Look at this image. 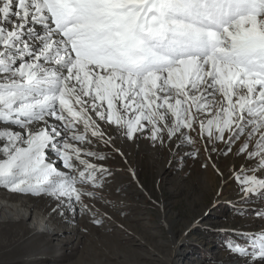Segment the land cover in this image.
<instances>
[{"label":"snow or ice","instance_id":"6c2138e0","mask_svg":"<svg viewBox=\"0 0 264 264\" xmlns=\"http://www.w3.org/2000/svg\"><path fill=\"white\" fill-rule=\"evenodd\" d=\"M101 123L179 147L198 127L264 170V0H0V185L58 208L97 197L83 185L109 170L84 157H107L78 145L114 144ZM234 179L264 199V177ZM251 243L228 247L264 264V232Z\"/></svg>","mask_w":264,"mask_h":264},{"label":"rangeland","instance_id":"374dc122","mask_svg":"<svg viewBox=\"0 0 264 264\" xmlns=\"http://www.w3.org/2000/svg\"><path fill=\"white\" fill-rule=\"evenodd\" d=\"M101 124L106 126L109 131L115 132L113 127L103 123ZM6 126V124H0V129H3ZM80 131H83L82 127L80 128ZM198 133V127L190 132V136L195 143L189 145L186 142L183 147L176 145L177 149L176 146L175 148L173 146L170 149V152L172 151L175 157H169L168 160L169 153L167 149H164L161 153L159 160L162 165L167 164L166 166L163 165V168L166 170L164 176H168L166 178L167 184H165V187L163 188L164 197L160 194L154 183V180L158 177H155V179L152 178L151 174L148 172L147 164H144L145 169L143 168L144 171L142 172L144 174H142L143 176H140V180L142 182L137 178L136 171L133 170L131 178H133L132 180L135 178L137 181H134L133 184L135 185L131 189L141 190L144 193L146 192L145 201L142 206H134L133 210L127 212V214L131 213V217H133L140 216V213L145 212V220L149 222L150 227H155L159 222H161V228L163 229L162 232H158V234L153 235L152 237L149 236V239L156 243L157 249L160 250H163L164 248L159 240L164 238L166 239V237L171 234L172 227L174 228V231H178V235H180L183 228H185L187 221H190V223L194 220L198 222L197 226L187 234V238L189 240H194L193 243H189L188 245H183L181 247L184 249L183 251H186L187 258L185 260L177 259L174 264H183V262H188V264H214V262L224 264L231 262L230 260L225 262L216 260L215 255L222 252L228 253L232 258H234V260L240 258L242 260V263L240 262V264H258L257 261H253L251 256L240 255L239 253L234 252L230 247H228V245L238 243L241 246L246 247L247 250L251 252L253 250L251 240L254 234L264 232V215H257V209H259L260 213H264V199H261L258 195H254L251 199L245 202L244 198L247 194L241 190L243 186L238 183L236 179H234L235 176L244 174L264 177V170L257 168L259 157L249 159L247 157V153H238L237 149L240 147V142L233 145L232 152L227 155H222L220 151L210 153L205 148L206 141L200 137ZM113 136L114 137H112V139L115 142L116 140L126 142V137L122 132H116V135ZM136 139L143 141L145 146L147 144L148 150L151 151V153L156 152L157 146L160 143L159 141L154 142L149 139L147 132L143 135L138 134V138L128 140L132 141ZM243 139L244 138L241 137V142ZM78 146H80V144ZM111 146L112 144L105 145V147L110 148ZM218 147L223 149L224 145L220 144ZM251 150L252 148L250 146L248 151ZM196 151H198V154L190 155V153ZM54 155H56L54 152L49 151V159L53 162L54 159L51 158V156ZM111 157L114 161H117V158L121 157V155L119 152L114 150ZM145 158L147 159L146 156L143 159ZM85 159H89L92 163H94L92 157H86ZM146 159L144 161H146ZM114 161L111 160L109 163L113 167H117ZM58 167L61 171H67V169L62 166L58 165ZM170 167L172 170L169 169ZM245 169H251L252 171L245 173ZM80 170H82V166L80 167ZM155 175L157 176V174ZM108 177L109 175H105V178ZM143 185L147 188V191L149 188L153 190L152 192L154 193L151 194L150 192L145 191ZM87 186L90 185H83V187ZM77 187H82V185L78 184ZM180 187H182L183 191L181 190V192H178L176 196L169 195L165 191L170 188L177 192L180 190ZM12 194L16 196L18 195V197L10 199L9 196H12ZM97 197H102L101 199L107 203L109 195L98 194ZM18 198H22L23 200L30 198V200L36 199L41 201L36 208L33 209V217H31V220L27 221L29 229H17L16 238L24 239L28 238L30 233H33V230L30 229V225H36L34 220L35 216L39 215L38 212H41L43 209L49 212L52 208L56 207V205L52 201L54 199L50 196L38 193H21L11 191L9 188L0 185V207L5 206L7 210L8 208L13 207L16 211L23 210L22 213L27 214L28 210L25 212L26 208L21 205ZM165 200L167 202V209L163 211L160 208L159 203L162 201L165 202ZM111 201L114 200L111 199ZM30 203L29 204L32 205L33 201H30ZM74 204H77L78 208L74 212L75 220L68 222L69 227H76V220L80 217H85L86 219L88 218L96 228L102 225L108 226L105 222L108 218L105 211L99 212V214L95 216V219H102L103 222L100 224L94 223V216L90 212L93 209V204L83 196L79 203ZM166 210L169 214V216L166 217L167 224L162 222V218L164 217ZM16 211L14 212L15 214L13 213V216L16 215L15 217L18 216ZM108 219L110 222H114L112 218ZM131 223L140 227L141 220L139 221L135 219L134 221H131ZM84 231L87 232L88 230L84 229ZM114 231L115 232L108 229V231L104 233L106 236L96 234V231H94L95 239L92 235L91 237H88L84 236L83 233L80 234L79 237L82 241L75 248L74 255H78L82 250H87L91 244L107 243L117 240L124 244L126 242L124 237L132 235V233H130L131 230L126 229L124 224H121L120 227ZM132 232L134 233V230H132ZM120 236L124 237L119 239ZM90 238L92 239V243H90ZM46 241L47 235H43L41 239H39V243L41 244H45ZM31 250H35V248L32 245H29L23 248L21 252L23 254ZM50 250L51 249L49 248L38 256H34L31 260H29L28 264H47L45 257L49 255ZM60 251L61 250L55 253V256L51 258L50 263L69 264L72 260H74H59V258L65 257L66 253H69V250ZM20 259H22V256L21 258L18 257V260ZM4 262L8 263L9 261L0 259V264H4Z\"/></svg>","mask_w":264,"mask_h":264},{"label":"bare ground","instance_id":"6f19581e","mask_svg":"<svg viewBox=\"0 0 264 264\" xmlns=\"http://www.w3.org/2000/svg\"><path fill=\"white\" fill-rule=\"evenodd\" d=\"M101 128L103 129L107 127L101 124ZM108 132L112 133V137H114L113 135H116V132L109 130ZM89 139L92 141L91 144L85 143L80 144V146L87 150L103 153L107 157V159L104 161H100L94 157H92V159L95 164L103 163L104 167L109 170V173H106L105 175H109V177L105 178L106 183L101 190L93 187L92 185L85 188L91 191H96L100 195L108 194V204L99 197H88L86 195L83 197L92 202L93 209L90 212L94 216V219L95 216L99 214V212L105 211L107 213L106 216L108 218H112L114 222H110V220L107 218L105 222L108 224V226L102 225L96 228L88 218L86 219L85 217H80L78 220H76V227H69L68 222L75 220L74 212L78 208V205L74 203H63L62 207L58 208V202L52 200L56 207L52 208V210L49 212L44 209L41 210V212H38L39 215L35 216L34 220L36 225H30V229L33 230V233H30L28 238H19L21 239L19 240L16 238L17 229H29L27 221L31 220V217H33V209H35L41 201L36 199L30 200V198H26L24 200L22 198H18V200L21 202V205L26 208L25 212L28 210L27 214L22 213L23 210L16 211L10 206L8 210L5 208V206L0 207V259L9 261L8 263L4 262V264H28L29 260H31L34 256L36 257L50 248L51 250L49 251V255L45 257L47 264H52L50 263L51 258H53L55 253L59 250H69V253H66L65 257L59 258V260L62 261L74 259L69 264H174L177 259L185 260L187 258L186 251H183L184 249L181 247L183 245L193 243L194 240H189L187 238V234L197 226V221L194 220L191 223L190 221H187L186 226L183 228L180 235H178V231H174V228L172 227L171 234H169L166 239L164 238L159 240L162 247L164 248L163 250H160L157 249V244L149 239V236L152 237L153 235L158 234V232H162L163 229L161 228V222H159L155 227H150L149 222L145 220V212L140 213V216L133 217H131V213L127 214V212L133 210L134 206H142L143 202L145 201L146 192L144 193L141 190L131 189L135 185L133 183L136 180L135 178L134 180L131 178L133 170L136 171L137 178L140 180V176L144 174L142 173L144 171V164H147L148 172L151 174L152 178L155 179V177H158L154 180V183L160 194L164 197L163 188L165 187V184H167L166 178L168 176H164L166 170L163 168L164 164L162 165L159 159L164 149L168 150V160L169 157H175L173 152H170V149L173 146L174 148L176 145L178 146L180 141L173 138L169 142L167 135H165L164 142L158 144L155 153H151V151L148 150V145L146 144L145 146L143 141L140 139L131 141L126 138V142L116 140V142L112 144L111 148L105 147V145H107L106 143L103 141H97L90 135ZM117 148L119 149L121 157H118L117 161H114V159L111 157V154H113V151ZM145 156L147 157V159L145 158L146 161L143 159ZM51 158L54 159V162L57 161L56 155L51 156ZM161 158L164 159L163 157ZM111 160L116 163L117 167H113L109 163ZM169 169H171V167ZM155 174H157V176ZM144 189L147 191L145 186ZM179 189L180 190L177 192L170 188L166 189L165 191L169 195L176 196L178 192H181V190L183 191L182 187ZM152 191L153 190L148 188L147 192L153 194L154 192ZM17 197L18 195L16 196L13 194L12 196H9L10 199ZM111 199L114 201H111ZM30 201H33L32 205H30ZM166 205V200L165 202L162 201L159 203V206L163 211L167 209ZM54 209L56 210L54 211ZM15 211L18 213L17 217H15L16 215L13 216ZM167 216H169V214L166 210L165 215L162 218L163 223L167 224ZM135 219L139 221L141 220L140 227H137L131 223V221H134ZM121 224H124V227L128 230H131L130 233H132L131 236L119 237V239L124 237L126 240L124 244L120 243L118 240L107 243L91 244L87 250H82L78 255H74L75 248L82 241L79 237L80 234L83 233L84 236L88 237H91L92 235L95 239L94 231H96V234L106 236L104 233L107 232L108 229L115 232L114 230H117ZM84 229H87L88 231L85 232ZM132 230H134V233ZM43 235H47V241L45 244L39 243V239H41ZM90 243H92L91 238ZM29 245H32L35 250L27 251V253L22 254V249ZM21 256L22 259L18 260V257L21 258ZM215 257L216 260L219 261H231L224 264L242 263L240 258L234 260V258H232L226 252L219 253L215 255ZM183 264H188V262H183ZM214 264L218 263L214 262Z\"/></svg>","mask_w":264,"mask_h":264}]
</instances>
